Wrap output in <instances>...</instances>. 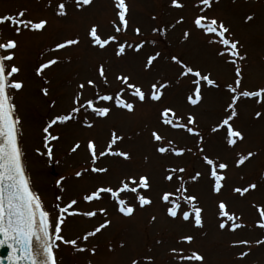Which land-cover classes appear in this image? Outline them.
<instances>
[{
    "label": "rangeland",
    "instance_id": "374dc122",
    "mask_svg": "<svg viewBox=\"0 0 264 264\" xmlns=\"http://www.w3.org/2000/svg\"><path fill=\"white\" fill-rule=\"evenodd\" d=\"M56 0H53L55 3ZM130 5V27L127 40L130 43H145L140 53L132 50L124 59H117L111 47L107 50H97L88 44L87 30L91 24L100 25L104 35L112 32L110 21L115 17L113 0H94V6L83 10L71 9L67 19L57 18L50 8H46L45 0H0V16L12 14L27 9L33 19L47 17L50 27L43 34L24 32L15 37L20 43L16 63L21 66L19 79L24 82V89L16 93L15 103L23 121L20 137L23 150L26 153L27 172L30 175L33 188L41 195L45 207L53 212L54 205L65 206L71 198L79 199L82 194L90 192L97 184L110 183L116 185L122 175L128 171L147 173L151 176L154 190L151 198L153 205L143 209L137 207L133 217L126 218L113 206L114 202L105 201L93 206L80 203V210L90 207H107L108 219L112 224L97 237L90 238L87 247L97 246V253H76L70 246L61 245L56 255L60 264H131L132 258L142 257L149 249L155 256V264H169L172 260L171 247L177 246V240L183 235H193L191 244H181L184 255L198 251L205 257L206 264H264V244L257 245L255 241L264 239V230L255 227L258 212L252 205H264V116L256 118L257 111L264 112V107L251 100H242L238 104V118L234 127L240 130L245 139L236 146L229 148L221 134L211 133V128L224 115L225 106L230 102L227 86L234 84L235 68L226 64L216 56V47L207 43V37L192 24L198 10L193 9L194 0H182L185 9L171 7V0H127ZM202 7V6H201ZM207 15L223 20L230 28L233 38L239 40L241 55L246 57L239 62L243 75V88L257 90L264 87V0H219L207 11ZM253 15L254 19L246 22L245 18ZM184 17V23L176 21ZM155 17L156 19H153ZM175 25V27H173ZM139 27L142 36H136L134 29ZM159 28V32L153 30ZM191 35L184 39V32ZM11 33L5 32L7 38ZM79 37L78 47L61 50L60 53H50L58 41ZM155 41V44L152 43ZM159 51L161 59L154 62V68L144 69V63L149 55ZM58 56L61 63L45 70V75L37 77L34 69L49 58ZM171 56H177L194 68L211 72L212 78L220 85L204 93V98L198 106L186 103L185 94L190 82L179 79L177 69ZM105 63L111 89L121 87L114 79L115 74H131L139 82L143 90H149L150 84L159 80L169 82L171 87L160 102L138 104L135 114L115 111L110 119H101L94 114H82L93 122L94 127L88 129L80 121L70 122L67 126L55 128V133L61 139L54 142V159L48 161L36 153L42 147V128L47 121L57 113H64L72 106V99L80 83L97 75L98 65ZM48 88L49 95L44 96L43 88ZM103 90V89H102ZM85 96L93 97L94 89L87 88ZM55 107H51L52 103ZM171 106L179 110L186 120L187 114L197 119V129L204 135L205 152L212 157H219L227 162L226 187L221 196H215L209 191L207 176L199 182L189 180L186 187L191 194L200 197L205 209L203 229L195 228L191 223L182 220H172L166 215V205L160 200L162 190H172L171 185L163 180L165 169L171 166H182L188 173L203 171L205 165L198 159L196 138L183 130L169 129L164 126L162 132L167 139H172L179 147L192 148L191 153L183 158L174 156L160 157L154 151V141L150 140V131L158 126L157 117L162 107ZM185 122V121H182ZM119 129L126 138L125 150L132 153L130 164L111 163L112 174L98 177L96 174H85L83 178L75 176L76 171L88 167V153L83 145L89 138H95L103 145L109 137V130ZM224 130H221L223 133ZM75 142H80L82 148L77 153H70ZM256 153L244 165L237 167L235 161L240 154ZM63 179V185L57 182ZM257 183L258 188L239 197L233 193L234 187H245ZM60 196L63 199L57 200ZM223 199L229 204V209L242 216L248 225L237 232L222 231L218 227L217 201ZM71 211V210H70ZM155 216V221L152 217ZM98 216L92 220L83 217H69L62 226V235L66 238L81 236L102 222ZM238 240L251 241L250 246L233 247ZM159 241V243H157ZM123 244L124 247H120ZM111 249V250H110ZM249 254L243 259L239 253ZM199 264V262H193Z\"/></svg>",
    "mask_w": 264,
    "mask_h": 264
},
{
    "label": "snow or ice",
    "instance_id": "6c2138e0",
    "mask_svg": "<svg viewBox=\"0 0 264 264\" xmlns=\"http://www.w3.org/2000/svg\"><path fill=\"white\" fill-rule=\"evenodd\" d=\"M219 0H194L193 9L198 10L192 19L195 29L200 30L208 39L207 43L216 47V56L224 63L231 64L235 68L234 84L227 86L230 94V102L225 106L224 115L211 128V133L221 134L222 139L229 148L242 142L244 134L234 127V121L238 118V104L242 100H251L264 107V87L257 90H245L243 88V75L239 62L246 59L241 55L240 42L233 38L230 28L223 20L207 15V11ZM46 8H50L57 18L67 19L71 9L83 10L88 6H94V0H45ZM202 6V7H201ZM115 17L110 21L112 32L104 35L100 30V25L93 23L87 30L88 44L97 50L107 51L110 47L113 55L117 59H124L128 51L140 53L145 47L143 41L138 43L128 42L126 36L130 27V5L127 0H113ZM171 7L175 9H185L186 4L182 0H171ZM153 19H156L153 17ZM254 19L253 15L245 18L246 22ZM177 24L184 23L181 16ZM50 27V20L47 17L33 19L28 15L27 9L18 11L15 15L8 14L0 16V247L7 245L11 250L8 256L9 264H60L56 255L61 245L70 246L76 253L89 252L92 255L97 253V246L90 249L87 244L90 238L97 237L103 230L109 228L112 221L108 219L107 207L80 210L81 201L88 206L103 204L105 201L114 202L113 206L123 217L131 218L137 207L143 209L151 206L154 200L151 193L154 190L152 178L149 174L126 172L121 176L119 183L97 184L90 192L82 194L79 199L71 198L65 206L57 203L54 205L55 219L53 212L49 211L42 200L41 195L33 188L30 175L27 172L26 153L23 150L20 137L22 135L23 121L18 111V106L14 102L16 93L21 92L25 85L19 79L22 68L15 61L20 43L15 37L21 36L24 32L32 34H43ZM175 27V25H173ZM154 32H159L156 28ZM5 32L11 33L7 38ZM136 36L141 37L142 32L139 27L134 29ZM184 39L191 35L189 31L184 32ZM155 44V41H152ZM81 44L80 38H67L55 43L50 47V53H60L61 50L78 47ZM159 51L149 55L144 63V69L154 68V62L160 60ZM171 62L178 67L179 79H187L190 86L185 94V101L192 106L201 104L204 93L211 89H218L220 85L212 78L211 72H205L194 68L187 62L171 56ZM61 63L58 56L49 58L46 62L40 63L34 73L37 77L45 75V70L53 65ZM114 79L121 87L116 90L111 89V81L108 76V68L105 63H101L97 68V75L89 78L78 85V89L72 99V106L64 113L53 115L42 128V147L36 149V153L41 157H46L48 161L54 159V142H59L61 137L55 133V128L67 126L70 122L80 121L84 127L92 129L94 124L87 116L82 114H94L101 119H110L112 114L120 110L127 114H135L138 104L149 102L162 103L166 90L171 87L169 82L159 80L150 84L149 90H143L142 85L137 82L131 74H115ZM87 88L94 89L91 98L85 96ZM103 89V90H102ZM44 96L49 95L48 88H43ZM51 107H55L53 102ZM256 118L264 116V112L257 111ZM158 126L150 131V140L154 141V151L160 157L174 156L185 157L186 152L191 153L192 148L179 147L172 139H167L162 134L164 126L169 129L183 130V132L196 138L194 141L198 152V159L202 160L205 169L196 171L194 175L188 173L186 167L179 165L165 169L163 180L171 185L172 190H162L160 200L167 206L166 215L172 220H182L191 223L195 228L204 227V207L200 197L191 194L186 187L189 180L199 182L207 176L209 191L215 196H221L226 187V170L229 164L212 157L205 152L204 135L197 129V119L192 114L185 117L179 114L177 108L167 106L159 110L157 117ZM185 121V122H182ZM221 130H224L221 133ZM126 138L119 129L109 130V137L103 145L99 144L95 138H89L83 145L88 153L89 166L75 172V176L83 178L85 174H96L98 177H105L112 174L111 163L130 164L132 153L125 150ZM82 148L80 142H75L70 149V153H77ZM256 153L248 152L247 155L240 154L235 161L237 167L244 165ZM58 186L63 185V179L57 182ZM258 188L257 183H250L245 187H234L233 193L239 197H245L249 192ZM63 198L58 196L57 200ZM253 208L258 212V220L255 227L264 230V205L253 204ZM71 210V211H70ZM103 217L98 226L84 232L75 238H66L62 235L66 220L69 217H83L88 220ZM218 227L220 230L237 232L248 227L243 222V218L229 209V204L220 199L217 201ZM153 216L152 220L155 221ZM193 235H183L178 238L177 246L171 247L170 255L172 260L169 264H206L205 257L198 251H192L190 255H184L181 244H191ZM159 243V241H157ZM257 245L264 244V239L255 241ZM241 245L250 246L251 241L238 240L233 242V247ZM120 247H124L123 244ZM111 250V249H110ZM249 252L242 251L239 258L243 259ZM91 264V261H89ZM131 264H155V256L149 248L142 257L132 258Z\"/></svg>",
    "mask_w": 264,
    "mask_h": 264
},
{
    "label": "water",
    "instance_id": "95a60500",
    "mask_svg": "<svg viewBox=\"0 0 264 264\" xmlns=\"http://www.w3.org/2000/svg\"><path fill=\"white\" fill-rule=\"evenodd\" d=\"M0 239H3V237L0 236ZM10 251L7 245L0 247V264H9L8 256Z\"/></svg>",
    "mask_w": 264,
    "mask_h": 264
}]
</instances>
